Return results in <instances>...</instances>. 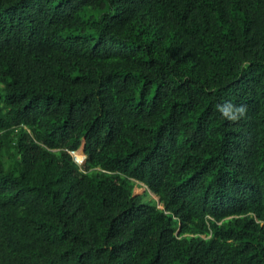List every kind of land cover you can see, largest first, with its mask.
<instances>
[{
	"label": "trees",
	"instance_id": "trees-1",
	"mask_svg": "<svg viewBox=\"0 0 264 264\" xmlns=\"http://www.w3.org/2000/svg\"><path fill=\"white\" fill-rule=\"evenodd\" d=\"M0 264H264V0H0Z\"/></svg>",
	"mask_w": 264,
	"mask_h": 264
},
{
	"label": "rangeland",
	"instance_id": "rangeland-1",
	"mask_svg": "<svg viewBox=\"0 0 264 264\" xmlns=\"http://www.w3.org/2000/svg\"><path fill=\"white\" fill-rule=\"evenodd\" d=\"M71 154H72L73 158L75 159V161H77L79 164L83 163L85 155L82 152L81 148H79L75 151H72ZM77 155L79 156V158L77 157ZM144 189H145V186L143 184H140V185L136 184L134 186V193L140 194L144 191Z\"/></svg>",
	"mask_w": 264,
	"mask_h": 264
},
{
	"label": "clouds",
	"instance_id": "clouds-1",
	"mask_svg": "<svg viewBox=\"0 0 264 264\" xmlns=\"http://www.w3.org/2000/svg\"><path fill=\"white\" fill-rule=\"evenodd\" d=\"M83 147H81V149H82ZM75 151V150H74ZM82 152L84 153V151L82 150ZM85 155V154H84ZM75 160V159H74ZM77 162V161H76Z\"/></svg>",
	"mask_w": 264,
	"mask_h": 264
},
{
	"label": "bare ground",
	"instance_id": "bare-ground-1",
	"mask_svg": "<svg viewBox=\"0 0 264 264\" xmlns=\"http://www.w3.org/2000/svg\"><path fill=\"white\" fill-rule=\"evenodd\" d=\"M77 157L79 158V156L77 155Z\"/></svg>",
	"mask_w": 264,
	"mask_h": 264
},
{
	"label": "water",
	"instance_id": "water-1",
	"mask_svg": "<svg viewBox=\"0 0 264 264\" xmlns=\"http://www.w3.org/2000/svg\"><path fill=\"white\" fill-rule=\"evenodd\" d=\"M82 150H83V148H82Z\"/></svg>",
	"mask_w": 264,
	"mask_h": 264
}]
</instances>
